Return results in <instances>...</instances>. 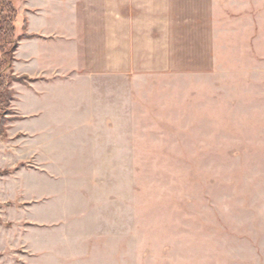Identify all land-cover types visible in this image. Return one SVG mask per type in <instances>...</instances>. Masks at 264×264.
<instances>
[{"label": "rangeland", "instance_id": "obj_1", "mask_svg": "<svg viewBox=\"0 0 264 264\" xmlns=\"http://www.w3.org/2000/svg\"><path fill=\"white\" fill-rule=\"evenodd\" d=\"M153 1L125 11L140 21L128 73L71 86L75 103L100 89L101 107L61 104L51 122L21 121L10 104L0 264H264V0ZM13 3L19 35L27 5L45 0ZM71 5L86 67L104 27ZM71 14L59 8L61 28ZM30 16L33 30L49 22ZM28 83L11 85L20 105Z\"/></svg>", "mask_w": 264, "mask_h": 264}, {"label": "crops", "instance_id": "obj_2", "mask_svg": "<svg viewBox=\"0 0 264 264\" xmlns=\"http://www.w3.org/2000/svg\"><path fill=\"white\" fill-rule=\"evenodd\" d=\"M76 1H79L80 4L83 3L82 6H84L83 10L85 11L89 10L93 14L100 12L98 19L103 23L104 31L102 34L101 32L99 33L101 36L99 40L103 47L98 56L96 55L94 58L95 60H90L87 55L84 56L86 60L85 64H87L86 67H77L75 62L77 57H80L76 53L77 49H75L78 39V35L76 34L77 18L76 10L75 7H72L71 0H45V3L41 7L33 9H29L27 5L26 15L23 16L27 20V33L37 37L21 41L15 52L14 73L31 80V83H28L26 86L22 85L23 88H20L24 95H30L31 97V102H27L26 105L18 104V86H13L15 91V109L21 121H36L45 118H47V121H56L59 118L61 104L69 109L70 107H76L79 111L89 102L91 108H94V110L101 107L100 89H95L91 93L92 97L96 99L95 102L92 99L91 101L84 99L82 102L76 101L75 103V95H73V98H70L71 86L76 88V85L81 82L84 86L89 85L90 87L91 83H88L91 80L106 81L109 75L117 76L123 75L125 72L128 73L126 70L130 66L129 64L125 65L124 62L134 60V57L137 58L139 51L137 45L140 35L138 24L140 21L137 16L134 17L133 14L132 16H128L125 11H152L156 9L153 0ZM61 2L63 3L62 5L59 4ZM170 3H172L171 0L167 2V4ZM66 5L67 7L69 6V10L72 12V21L70 22L69 20L67 25L61 28L58 22L59 8L61 6L66 7ZM162 8L164 9L165 5ZM30 14L36 15L38 18L46 16L49 22L42 21L38 28L33 30ZM85 16L88 15L86 14ZM109 35H115V38H109ZM64 50H68L69 53L65 55L67 58L64 56L63 61L60 62L59 57L63 54ZM98 61L101 65L98 64ZM18 67L21 71L20 74L17 71ZM91 76L97 78L93 79ZM60 89H63V92L60 93ZM92 109L89 116L92 115ZM96 117V119L91 118L89 120L106 121L100 115H96Z\"/></svg>", "mask_w": 264, "mask_h": 264}, {"label": "trees", "instance_id": "obj_3", "mask_svg": "<svg viewBox=\"0 0 264 264\" xmlns=\"http://www.w3.org/2000/svg\"><path fill=\"white\" fill-rule=\"evenodd\" d=\"M17 8L13 0L0 1V136H4L5 115L8 113L10 104L15 101V92L11 89L12 83L24 84L31 82L26 77H17L13 74L12 65L15 61V52L19 43L23 40L36 38L35 35L27 33V20L25 17L21 21V32L16 35Z\"/></svg>", "mask_w": 264, "mask_h": 264}]
</instances>
